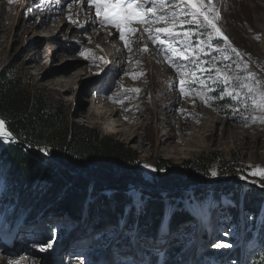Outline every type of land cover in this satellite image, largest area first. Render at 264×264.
Returning a JSON list of instances; mask_svg holds the SVG:
<instances>
[{
    "label": "rangeland",
    "instance_id": "obj_1",
    "mask_svg": "<svg viewBox=\"0 0 264 264\" xmlns=\"http://www.w3.org/2000/svg\"><path fill=\"white\" fill-rule=\"evenodd\" d=\"M144 6L153 7L150 0H145ZM155 7L157 11L170 12L173 4ZM214 7L219 11L218 26L228 44L223 39L209 42L203 30L181 25L177 19L178 31L191 28L196 33L188 45L182 40L153 43L143 29L148 27L154 32L162 25L137 24L133 25L137 35L126 37L136 41L129 51L116 29L101 24L94 7L82 0H0V68L16 62L22 74L32 76L29 88L33 92L57 93V98L71 106L76 123L96 127L103 135L124 143L142 162V175L148 182L156 169L164 172L187 160L202 159L204 169L200 166L197 171L200 179L205 170L209 183H221L223 187L237 181L236 177L264 190V178L251 174L257 168L264 169V122L248 119L245 126L244 118L264 113L246 111L225 95V91L246 90L209 79L215 71L240 81L251 73L255 81L264 85V0H214ZM145 45L147 51H142ZM231 48L240 55L232 53ZM182 49H186L187 59L175 56ZM81 51L89 53L88 58L81 56ZM224 56L230 59L224 60ZM172 60L180 66L179 75L169 63ZM193 73L208 85L205 89L199 82L192 85L197 92L224 99H214L212 106H206L195 94L182 96L179 81L190 80ZM237 107L241 110L234 114ZM111 120L118 127L104 128L103 124ZM3 143L0 140V150ZM213 170L217 172L215 177L210 175ZM3 185L0 178V197ZM191 193H184L182 208L194 216L193 221L183 224L186 232L177 233L175 241L193 246V261L247 264L248 256L252 258L250 264H264V249L255 241L259 236H252L250 228L242 229L241 223L231 222L228 215L217 212L219 206L231 204L226 192L209 191L199 198L187 196ZM247 216L251 227L253 217ZM117 234L115 229L95 231L91 246H87L78 222L71 219L47 216L30 225L13 223L0 215V264H143L151 253L159 256L158 264H163L168 239L165 231L163 236L160 232L155 243L143 242L140 254L124 245L116 246ZM129 235L128 239L133 238V234ZM49 242L51 247H46ZM217 243L231 247H214ZM240 244L243 255L237 251ZM41 247L45 250L41 251ZM204 250L208 253L203 257ZM249 251L254 253L249 255Z\"/></svg>",
    "mask_w": 264,
    "mask_h": 264
},
{
    "label": "trees",
    "instance_id": "obj_2",
    "mask_svg": "<svg viewBox=\"0 0 264 264\" xmlns=\"http://www.w3.org/2000/svg\"><path fill=\"white\" fill-rule=\"evenodd\" d=\"M22 73L12 61L0 68V120L5 122L4 129L22 144L3 143L0 150V178L4 183L0 215L13 223L30 225L47 216L71 219L78 222L87 246H91L95 231L115 229L116 246L124 245L139 254L142 243H155L164 228L168 239L163 264H198L191 258L193 246L175 241L177 233L186 232L183 224L194 217L182 208L185 194L142 190L128 181L161 190L205 185L210 181L206 171L203 170V178L197 177L199 167L204 169L203 160H187L164 172L156 169L148 182L134 151L96 127L76 123L69 104L57 98V93L33 92L29 88L32 76ZM41 149L56 163L31 151ZM209 191L229 195L231 204L219 206L217 212L228 215L231 222L241 223L242 229L250 228L252 236H259L255 241L264 249V190L233 180L223 187L200 189L187 196L199 198ZM218 199L219 196L217 202ZM247 215L253 217L251 227ZM129 234L133 238L128 239ZM237 251L245 253L242 244ZM203 253L204 257L208 251ZM148 256L143 264H158V255ZM245 260L250 264L252 258L247 256Z\"/></svg>",
    "mask_w": 264,
    "mask_h": 264
},
{
    "label": "snow or ice",
    "instance_id": "obj_3",
    "mask_svg": "<svg viewBox=\"0 0 264 264\" xmlns=\"http://www.w3.org/2000/svg\"><path fill=\"white\" fill-rule=\"evenodd\" d=\"M83 3H87L93 6L95 9V16L99 19L101 24L111 25L119 33V39L123 42L124 48L131 51V45L136 43L135 40L126 38L137 35L138 30L133 27V25H162L155 28L153 32L150 28L145 27L143 29L144 33L148 34L149 40L153 43H158L164 45L172 40H176L179 43L181 40L184 45H188L189 39L193 37L196 33L189 28L186 31L177 30V19H179L181 25H194L197 30H203L206 33L207 40L209 42L214 39H223L225 44H228L227 37L223 34L222 29L218 26V21L220 19L219 11L214 7V0H150L153 7H145V0H82ZM168 3L173 4V9L169 12L167 9L164 11H157L155 5L159 4L161 8ZM71 20V17H69ZM230 46V45H229ZM211 47V43H209ZM142 51H147V46L142 48ZM186 49L175 52V56L179 59H187L185 55ZM232 53L239 56L240 53L235 48H231ZM81 56L88 58L89 53L81 51L79 53ZM167 55V53H165ZM229 56H224V60H229ZM170 65L176 67L177 74H180V66L175 64V61H169ZM204 63H207L205 61ZM239 68L240 65L238 64ZM247 69V65H244V70ZM201 71L205 69L201 68ZM210 73L213 69H207ZM142 75V73H141ZM133 79H136V74L132 75ZM210 80L214 83H222L227 86L229 83L233 85V88H242L246 91L236 92V91H225V95L230 99L237 101L238 105H243L244 109L251 110L253 112L259 111L264 113V85L254 80L253 74L248 73L244 78V81L240 79L232 78L228 73L223 71H215V76L210 75ZM200 83L202 89L208 88V85L199 81L195 73L192 74L190 80H180L179 81V91L182 96H190L195 94L205 103L206 106H212L211 102L214 99H224V96L215 97L208 92L200 91L197 92L192 85ZM175 87V85L173 86ZM130 91L139 92V89H132ZM211 92H215V89H211ZM241 109L237 107L233 109L234 114L239 112ZM245 118V126L247 125L248 119H251L253 123L264 122V116H251L247 115ZM4 121L0 120V140L4 142H11L10 134L6 133L4 130ZM41 151L47 154L45 149ZM252 175H259L264 178V169L257 168ZM210 175L212 177L217 176V172L213 170ZM139 205V201L137 202ZM164 229H161V235L164 234ZM46 247H51V242ZM214 247H231L229 244L217 243ZM41 251L45 250V247L40 248Z\"/></svg>",
    "mask_w": 264,
    "mask_h": 264
},
{
    "label": "water",
    "instance_id": "obj_4",
    "mask_svg": "<svg viewBox=\"0 0 264 264\" xmlns=\"http://www.w3.org/2000/svg\"><path fill=\"white\" fill-rule=\"evenodd\" d=\"M5 130V129H4ZM6 133L10 134L8 131L5 130ZM10 137H11V142H5L6 144H9V145H22L18 140H16V138H14L11 134H10ZM3 141V140H1ZM4 142V141H3ZM24 146V145H23ZM33 153L37 154V155H40L42 156L43 158H46L48 161H51L53 163H56L55 161L51 160L50 158H48L44 153H40V152H37V151H33L31 150ZM60 165V164H58ZM62 167V166H61ZM64 168V167H63ZM73 173V172H72ZM75 174H80L79 172H76ZM84 176V175H83ZM86 179H90V180H94V181H97L99 183H105V182H102L98 179H92V178H87L86 176H84ZM236 179L239 183H241L242 185L244 186H248L250 188H254L252 185L248 184V183H245L244 181H241L240 179L238 178H234ZM129 183H132L134 184V186L142 189V190H147V191H155V192H158V193H167V194H173V193H176V192H183V193H190V192H196L197 190L199 189H208L210 187H222L221 184H214V183H207L205 185H198V186H195V187H191V188H188V189H185V188H180V187H177V188H174L172 190H161V189H152V188H148V187H144L134 181H128Z\"/></svg>",
    "mask_w": 264,
    "mask_h": 264
},
{
    "label": "bare ground",
    "instance_id": "obj_5",
    "mask_svg": "<svg viewBox=\"0 0 264 264\" xmlns=\"http://www.w3.org/2000/svg\"><path fill=\"white\" fill-rule=\"evenodd\" d=\"M96 115H97V114H96ZM107 120H109V119H107ZM105 121H106V120H105ZM103 125H104V128H108V130H109V129L114 130V129H116V127H118V126H115L113 120H111V121H107V122H105ZM114 132H115V131H114ZM181 151H182V150H181ZM183 151H186V149L183 150ZM182 154H183V153H182Z\"/></svg>",
    "mask_w": 264,
    "mask_h": 264
}]
</instances>
